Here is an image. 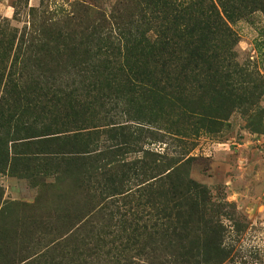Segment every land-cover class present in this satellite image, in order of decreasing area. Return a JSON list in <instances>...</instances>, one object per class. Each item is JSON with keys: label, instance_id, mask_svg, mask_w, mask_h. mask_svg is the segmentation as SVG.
<instances>
[{"label": "rangeland", "instance_id": "374dc122", "mask_svg": "<svg viewBox=\"0 0 264 264\" xmlns=\"http://www.w3.org/2000/svg\"><path fill=\"white\" fill-rule=\"evenodd\" d=\"M2 71L0 264H264V0H0Z\"/></svg>", "mask_w": 264, "mask_h": 264}, {"label": "trees", "instance_id": "16d2710c", "mask_svg": "<svg viewBox=\"0 0 264 264\" xmlns=\"http://www.w3.org/2000/svg\"><path fill=\"white\" fill-rule=\"evenodd\" d=\"M223 24H225V22H223ZM188 34L189 35H191V34H193V29H190V31L188 32ZM180 52V51H179ZM5 76H4V75ZM8 79H9V77H8V75L6 74V73H4L3 71L2 72H0V82H3V83H8ZM14 87V86H13ZM18 89V90H17ZM13 90H14V94L15 95H19L20 96V92H22L23 90H21V88L18 86V87H16V85H15V87L13 88ZM10 92V91H9ZM6 93H4L3 95H5ZM2 95V91L0 92V100L2 101L3 100V96H1ZM183 255L184 256H188V253H183ZM190 256V255H189ZM160 264V263H159Z\"/></svg>", "mask_w": 264, "mask_h": 264}]
</instances>
